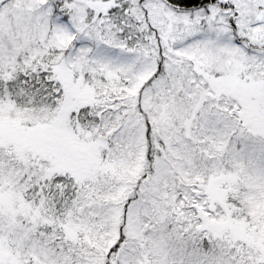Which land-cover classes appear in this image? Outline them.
Wrapping results in <instances>:
<instances>
[{"label": "snow or ice", "instance_id": "1", "mask_svg": "<svg viewBox=\"0 0 264 264\" xmlns=\"http://www.w3.org/2000/svg\"><path fill=\"white\" fill-rule=\"evenodd\" d=\"M0 264H264V0H0Z\"/></svg>", "mask_w": 264, "mask_h": 264}]
</instances>
